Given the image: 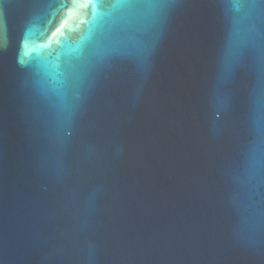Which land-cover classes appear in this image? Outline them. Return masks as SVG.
Here are the masks:
<instances>
[{"label":"water","instance_id":"1","mask_svg":"<svg viewBox=\"0 0 264 264\" xmlns=\"http://www.w3.org/2000/svg\"><path fill=\"white\" fill-rule=\"evenodd\" d=\"M0 0V264H264V0Z\"/></svg>","mask_w":264,"mask_h":264},{"label":"snow or ice","instance_id":"2","mask_svg":"<svg viewBox=\"0 0 264 264\" xmlns=\"http://www.w3.org/2000/svg\"><path fill=\"white\" fill-rule=\"evenodd\" d=\"M238 7H244L242 0H234ZM149 0H117L114 7L126 10L128 16L133 17L140 13L146 7H149ZM3 27V18L0 14V28Z\"/></svg>","mask_w":264,"mask_h":264}]
</instances>
